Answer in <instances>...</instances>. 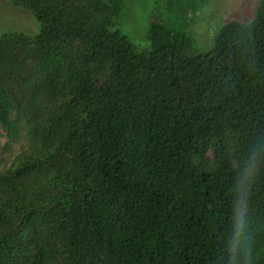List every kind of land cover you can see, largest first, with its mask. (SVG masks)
I'll return each instance as SVG.
<instances>
[{
    "label": "trees",
    "instance_id": "trees-1",
    "mask_svg": "<svg viewBox=\"0 0 264 264\" xmlns=\"http://www.w3.org/2000/svg\"><path fill=\"white\" fill-rule=\"evenodd\" d=\"M10 1L40 30L0 33V132L29 137L0 166V264H215L264 133V0L200 54L161 26L139 47L117 0ZM247 230L264 264V170Z\"/></svg>",
    "mask_w": 264,
    "mask_h": 264
},
{
    "label": "rangeland",
    "instance_id": "rangeland-1",
    "mask_svg": "<svg viewBox=\"0 0 264 264\" xmlns=\"http://www.w3.org/2000/svg\"><path fill=\"white\" fill-rule=\"evenodd\" d=\"M114 29L121 30L141 48H150L152 27L161 26L189 38L195 54L213 47L215 37L227 22H250L259 8L258 0H117ZM40 24L32 13L10 0H0V33L23 32L37 35ZM0 166L7 167L29 145L26 129L10 139L0 132Z\"/></svg>",
    "mask_w": 264,
    "mask_h": 264
},
{
    "label": "clouds",
    "instance_id": "clouds-1",
    "mask_svg": "<svg viewBox=\"0 0 264 264\" xmlns=\"http://www.w3.org/2000/svg\"><path fill=\"white\" fill-rule=\"evenodd\" d=\"M264 170V133H257L238 158L232 173L230 228L223 240V252L215 264H255L249 244L247 214L253 189Z\"/></svg>",
    "mask_w": 264,
    "mask_h": 264
}]
</instances>
